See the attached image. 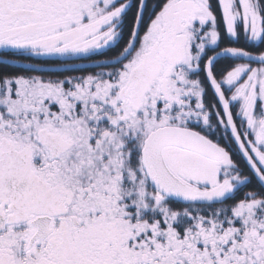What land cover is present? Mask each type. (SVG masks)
<instances>
[{"label":"snow or ice","instance_id":"6c2138e0","mask_svg":"<svg viewBox=\"0 0 264 264\" xmlns=\"http://www.w3.org/2000/svg\"><path fill=\"white\" fill-rule=\"evenodd\" d=\"M0 264H264V0H0Z\"/></svg>","mask_w":264,"mask_h":264}]
</instances>
